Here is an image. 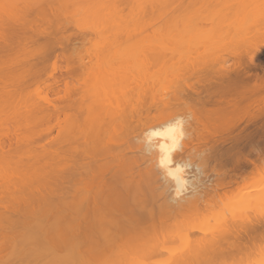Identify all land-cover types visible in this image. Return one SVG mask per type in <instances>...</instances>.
Masks as SVG:
<instances>
[{
    "label": "bare ground",
    "instance_id": "bare-ground-1",
    "mask_svg": "<svg viewBox=\"0 0 264 264\" xmlns=\"http://www.w3.org/2000/svg\"><path fill=\"white\" fill-rule=\"evenodd\" d=\"M21 1L22 0L19 1L17 0V2H21ZM27 1H28L27 3L33 4L34 9L36 10H40L42 12L48 10L51 12L54 11L58 12L60 15V23H62L64 26L67 27L71 25L77 27L78 29L83 28L81 30L87 32V34L91 33V31H94L96 37L93 34H89V36L93 35V37H95L96 40L97 38L99 39V37L102 36L101 38L103 39L100 38L98 41L99 43L98 42L96 43L95 38L93 40L92 39L93 37L91 36V39L93 41H91L90 39L89 44L93 42L94 44L92 46L93 51L92 49L90 48L89 49L91 50V54H93L92 59L94 60L97 59L96 64L94 67L93 65L90 64L92 66V68L90 69L89 66L85 65L86 63H83V60L85 61V58L83 60H80V62L82 61L81 65H83L82 66L83 68L80 67L79 63L78 66H79V70L80 68H82L81 70L82 72L80 73L83 77L80 78L83 80L79 79L78 81L81 80L80 82L82 87L80 86L81 87L80 88L79 84L77 83L76 85H78V87L76 85H73L72 87H75V89L73 90V88L71 87L72 90L68 89L71 91H67L68 100H69V96L70 99H72L71 97L74 96V93L75 92L78 93L77 95L76 94L75 95L76 96L79 95L78 101L80 103L75 101V99L77 100L78 97L76 98L74 96L72 99L74 101L71 100L70 104L74 102L72 105L74 106L75 103L77 105L74 108L70 104L68 106L69 109L70 108L74 109V110L70 109L71 111H73V113L74 111L76 113V110H79L77 111L79 113L86 112L83 115L81 113L82 118L78 117V113L75 114L77 116L76 118L71 116L73 114L72 112L71 115L70 113L68 115L67 113H65L64 119L65 118L66 119L62 121L63 123L65 122L64 123L65 127L63 128L64 125L62 123V128L61 127L58 128L61 123L58 121L63 120L62 119L63 117L61 118V120L58 119L59 117L57 118L59 112L61 111L60 109L62 106L59 107L60 108L59 109L52 101H50L51 99L50 100L47 99L49 98V96L47 97L44 96L46 95L45 93L44 95L39 94L40 91L39 93H37V95L34 93L38 91L32 93V95L33 94L36 95L37 97L36 100L34 99L35 98L34 96H30L31 94H29L27 97H34V98L26 97L30 102L25 101L29 103V104L26 103L25 105L27 107L32 106L30 107V109L27 107L25 108L21 107L22 109L24 108L25 110L26 108L27 110H31L32 108L36 113L37 112L40 113L41 116L43 114L44 115L46 114V116L52 115L53 117H55L54 119L57 118V123H59L57 124V126L59 125L57 128L60 130L58 131V133L59 132L61 133L63 130L64 131L68 130L67 131V133H69L67 135L68 137L66 136L67 134L66 132L65 135L62 133L61 134L68 141L65 144L68 146L69 149L65 150V151L68 150L67 151L68 154L63 152L64 150L61 151L63 149L61 146L63 145V143L61 142L63 141V136L61 135L59 136L60 133L58 134L59 137L57 136V138L61 137L60 139L55 138L56 140L55 141L52 140L51 138L49 141L48 138H50L51 135H49L50 132L49 134H47L48 130L46 129L44 132H47L46 137L48 138L45 139L46 141L48 140L47 144H49V142L50 143L52 142L54 144L56 143L57 145L58 143L57 141H59L60 143H58L57 147L59 145L61 146L58 147L59 150H57L58 148L55 146L57 149L56 148H54L56 150L52 149L54 152L52 150H49L54 153L53 154L51 152V154H53L54 157L57 156L56 160L53 157V155L51 156L53 157L54 162L51 161L52 158H50L51 160L47 158L49 153L46 155V160L43 159L45 156L43 155L44 156L43 157L41 156L42 155L41 154L40 156L43 159L41 160L40 156L37 157L40 154L39 151H36L37 154L39 153L38 155L35 154L34 152L33 154H31L32 151L29 154L28 153L29 151H27L26 152L27 154L25 155H29L30 157V158L29 157L26 158L28 159V162L24 163L27 160L25 161L23 160V162L22 161L21 162L24 165L27 164L26 165L27 168L33 165V167L31 166L32 168L29 167V169H26L28 171L21 170V169H25V166L22 165L21 163L19 165V167L21 166L20 168H18V165L15 164L17 166L15 168L17 169H14V171H13L14 165L10 166L13 167L11 169L12 171L10 170V167H7V165L6 166L3 165L5 168L1 167V169L3 170L6 169L4 170L5 172L8 171L7 173L8 176L1 174L2 183H4V181L6 180L5 182L6 184L4 183L3 188L1 186L2 188L1 191L3 190L2 192L7 193V190L11 189L8 188L7 190H5L7 187H12V190L15 187L16 189L14 190L13 193L11 192L12 190L8 192L12 193L13 197L16 196L17 197L14 198L15 199L13 200L14 202L12 201L11 203V198L13 199V197H11L12 194L9 195L6 194V198H8V200L4 199L3 201H6L7 203L6 205H3L2 198L3 197L5 198V196L3 195H2L3 197L0 196L1 198L0 208L1 207L3 208L0 209L1 210L0 215H3L6 211H10L9 213H13V214H17V213L19 214L17 220L12 219L11 218L12 216L8 214L5 215V218L3 220L0 219V223L2 221V223L0 224L1 226L0 238H2L1 236H3L4 240L6 239V241L1 242V244L6 243L7 245L9 244L8 246H10L8 250H6L4 246L0 245L1 250H3L2 247L4 248V250H6L3 251L5 253L1 251V254L4 256V258H7L5 260L6 261L8 260V262L3 260L4 264L5 263L14 264L16 263L15 262L16 260L20 261V259H18L17 256H19L20 258L23 257V259H25L24 260L25 262L28 261L26 262L27 264L28 263L29 264L32 263L33 264L34 263L35 264H241L242 263L241 260H243V258L241 257V250L243 248L247 247L246 248L247 251L250 254L252 252L254 254L255 250L250 252L253 249L252 248L251 250L248 249H250L249 244L253 243L254 241L256 242V239L259 238V235L261 233H264V225L262 221H260L261 219L257 220L258 219L257 218L255 220L252 218L256 222L254 221L251 222V216H253L251 215L248 216L247 218V220L249 221H245L246 219L245 214L242 215L243 218L241 217V215L239 217L237 214H236L237 216H233L228 219L221 216L223 218L220 217V221H217L216 219V221L218 222L216 226L212 225L214 228H210V226L208 225V219L210 216L209 213H208L209 216H206V218L204 217L205 219L202 217L204 216L205 212L207 214V211L210 207L212 208V206L209 204L210 202H213V200L210 201L211 195L212 198L214 197L215 199H220L221 196L225 197V193L227 192L226 194L230 193V196H233L235 194L237 197L238 192L234 194L233 192L234 191L236 192V190L238 191V187L241 186L242 183L245 184V181L248 180L251 177V175L256 176L264 167V79H262L258 75L241 72V68L244 67V65L247 62V58L250 50L254 48H258L260 45L264 44V0H199L201 1V3L203 2L204 4H206L205 9L209 8V6H212L211 8L213 10H215V8L216 10L218 9L217 11H215L216 13L213 11L218 17L222 16L223 13H226V15H228L226 16L228 17L227 22L229 23L225 21L227 18L223 17L225 19L223 24V20H220L221 18L218 19L215 15H213V17H215V21L220 20L218 23L215 22L217 23V25L223 24L224 25L223 27L226 28L228 27V28L221 29L220 27L222 26H220L219 27L220 31L217 32L216 37L214 39L212 38V40L209 39L211 44L209 43V40L204 41L206 42L205 44L207 45V47H204L206 46L204 43H203L204 45L202 43L200 45L197 44L200 41L203 42L202 40L205 37L204 34H203L204 37L203 38L201 37L202 39L199 41L197 39L200 38H196L195 36V41L197 40L196 45L200 47L201 50L210 51V53L209 51L208 52L205 51V53H203L204 57L202 55L203 51L201 52L200 50L195 51L198 48L195 45V42L194 45L191 46L192 47L196 46V49L194 47L193 49L192 47L189 46L190 44L187 43V45L189 46L187 48H192L193 50L191 51L199 55L198 58L195 57L198 59V62L196 63L194 62L195 65L193 64V61L194 60L196 61L197 59L194 58L193 61L192 59L190 60L192 61V63L191 62L190 63L192 64L193 67L191 65L186 67L188 68L187 71H189L192 67L194 69V72L193 69H191L192 72L191 70L189 71L190 72L189 77L186 75L187 71H185L186 73L184 72L185 73L184 75L185 77L188 78H191V76L193 77V75L195 77L198 76L195 78L198 79L195 80L197 81V83H195L197 84V86L195 85L194 88H191V90L193 89L192 90L193 93L191 94V96L195 98L196 107L201 115V117L198 120V124H200L199 126H201L200 127L201 129L198 127V130L196 129L197 132H195L196 135L194 134L193 136L192 134L188 138L183 140L182 147L179 149L172 148V141L170 139L171 134L167 131V124H166V121L170 120L175 115L171 114L170 116H166L167 115L166 112H163L164 114L166 113V115L161 114V112L159 111L160 109L156 110V106H155V104L157 105V103L158 105L159 103H161V105H159L160 108L164 104L166 105V103L164 102L167 101H163L162 99H160L161 97H159V95H161L160 92L165 91V89L160 91L161 88L153 86L155 89L157 88L156 90H158V93L154 91L152 93L151 87L146 86V84L150 83V81L145 80L146 78H141V76L138 75L139 73L142 74L141 71L142 68L141 70H138L139 68L137 69L136 66L140 67L138 66L140 64L141 66H143V68L144 66L147 67L150 65H151L150 67H152L153 64H150V62L151 61L155 62L153 57L154 55H156L157 57L156 59L158 61L157 63L156 62L155 63L160 65L162 64L161 66L163 67L164 63H166L167 60H169L170 62V60L173 61V59L176 57V54L174 55V53L175 51H179L180 50L179 48L182 47L180 43L178 42L172 43L175 50L173 51L172 49L173 46L172 45H171L172 47L170 46L171 43L165 44V42L163 41L162 44H165V46L169 45L168 48L164 47L163 49V47L161 46L164 45H161L160 43L161 39L157 37L159 36V33L156 34V32H158L156 30L158 28L156 25H153V27H151L152 25L150 27L146 25L143 26L142 23L145 22L146 20L144 19L145 20L144 21L142 17H141L142 20L139 18L141 21L138 19L137 20L134 19V21H139L136 22L135 24L134 21H131L133 18L132 19L127 18L126 20V18L123 19L124 17L121 18L119 16L117 17V15H120L119 13H122L119 12L120 10L123 11L125 9L124 7H128L132 5L131 0H27ZM134 1L136 2L138 1L137 4L139 7H141V5L139 4H141V2L144 0H140V1L134 0ZM147 1L149 0H145L146 3H149L152 2L153 0L149 2ZM8 2H10V0ZM13 2H15V0ZM143 3L144 2H142V5ZM112 12H114L116 16ZM229 15H231L232 17ZM114 17L115 18L117 17L116 18L117 20ZM159 17L160 16H158L156 19H159ZM229 17L233 18L234 20L230 19ZM111 19L112 20L115 19L113 20L114 22H112ZM102 20L104 23L107 20L108 21L106 23H109L110 21L111 22L108 24V26L105 23V25L107 26L106 27L102 22ZM121 20L122 22L120 23H124V25H122L124 30H121L122 27L120 29L121 31H119V29L115 30V27L119 28L121 26V25H119V27L118 25L116 26L115 22ZM231 20L233 21L231 22ZM130 21L133 22L132 26L136 27L135 28L136 32L133 31L135 33H131L129 29L126 27L127 23ZM101 24H102L101 30L103 31L105 30L104 31L105 33L102 31L100 33L99 31V27H100L99 25ZM138 25H141V27ZM154 26L157 28H155ZM137 28H140L139 31H137ZM151 28L153 30H151ZM196 28H198V30L200 29V31L204 30V28L202 29V27L199 28L197 26ZM87 29L88 30L90 29L91 31L89 30L90 31L89 32L87 31ZM198 30H196L194 27V30L193 31L191 30L192 34L197 33L196 31ZM211 30L214 34L215 31H213V29ZM153 31L154 32L156 31L154 34L155 36H153L152 33ZM120 32H123V34L125 33L124 34L125 40L121 42L122 47L120 46V42H118V40L120 39L119 38ZM148 32L151 33L152 35L150 36ZM111 33L112 34L114 33L115 35L114 34L112 35ZM213 34H211V36ZM105 36L108 37L106 38ZM155 37L157 40H159L158 42L160 44L156 42ZM207 38L208 37H206V39ZM149 39H151L152 41ZM115 40L117 41V43ZM223 41H225V43ZM174 44L175 45L177 44L176 45V48L178 46L177 49H175ZM208 44H210L209 45L210 47L208 46ZM60 45L62 46L64 44H60ZM50 46L53 47L52 45H49V47ZM201 46L203 47V49ZM44 47L41 46V48H43L41 49V51L46 52L47 48H45L46 49L45 51ZM185 47L186 46L183 47L184 50L187 49ZM36 49L37 48H35V50ZM36 52L37 51H35V53ZM164 52H166L167 54ZM86 53L88 54L90 53V51ZM46 54H44V56L43 54L41 55L45 57ZM91 54L90 56L92 57ZM152 54L153 57L150 56ZM169 54L170 56L172 54L173 55L170 57ZM190 54L192 55V53ZM42 56L40 57L38 54V57L43 58ZM90 56H88L87 58H89ZM147 56L150 57V59L151 58L152 59L150 60L149 58H147ZM168 56L170 57V59ZM80 57L83 58L84 55L83 56L81 55ZM146 58L149 60H147ZM92 59L91 61L94 62ZM69 60L74 61L71 58ZM69 60L67 59V61ZM162 60H164L165 62ZM199 60L201 61V63H199ZM203 60L205 62L206 61L208 62L205 63ZM146 61L148 63H146ZM74 62L76 63V61ZM202 63H204V65ZM83 69L84 70L90 69V72L89 71L85 72L86 70L83 71ZM132 69L133 70L135 69L136 71L134 70L132 72ZM146 69L148 70V73L146 74L147 76H149L150 80L154 79V77L157 78L158 75H160L158 74L160 72L158 71L156 72L152 70L153 67L152 69L150 68V70H152L151 71L152 73L154 71V74L157 73L158 74V75L156 74L157 77L149 73L148 67ZM68 70H67L68 74L71 75L70 69ZM82 73L83 74L89 73L88 74L89 76H86L87 77L86 78ZM136 73L138 74L136 75ZM173 73H171V77L173 75L172 78L174 79ZM175 74L179 78V74L178 75L177 73ZM162 76L163 75L161 74L160 77L158 78L159 81L155 79V81L152 80V82L154 81L156 83L157 81L156 84L164 85L168 87V89H170L171 86L174 87V85L170 83H173V81L174 82L177 81L176 76H175L176 80L174 79L172 82H170L169 86H167L168 84L165 85L164 83H162L163 80L162 81L160 80L162 79ZM134 77H135L134 82L135 81L140 82L137 81V79L140 78L139 80L143 82V83L140 82L142 85L141 86L142 89L144 90L147 87L146 88L147 91L142 90V92L141 93L139 92L138 94V91L133 90V87L135 88L136 85L140 87V83H136V82H135V86H133L134 82L132 78ZM171 77L167 76L168 79L166 77L165 79L170 80L169 78ZM51 78L53 79L55 84L59 83L58 82L59 78H57L55 75H52ZM84 78L89 83H92L91 86L88 82L87 83L85 82ZM124 80L126 82H124ZM118 82H119V86H118ZM65 84L69 85V82L66 80ZM88 84L89 87L86 88L85 86ZM177 86L178 85L176 83V87ZM76 87L79 89H77ZM176 87H174L175 90L177 89ZM76 89L77 91H75ZM174 89L171 88V90L175 92ZM81 91L83 92V94L81 93ZM149 91L151 92L148 94ZM68 92H70L73 95H71ZM140 94L143 95L144 97H141ZM145 94L148 95L146 96ZM173 94L175 95V93ZM176 94L177 95L179 94L178 91ZM132 95L135 98L134 97L132 98L131 97ZM167 95L163 97L166 99ZM66 97L67 96H65V98ZM155 97L156 100L158 101L161 100L162 102L161 101L157 102L154 99ZM141 98L144 99L141 100ZM145 98L149 99L147 101L150 103L151 101L152 103L154 102V104L152 105H154L153 107H155V110L159 111L160 114L164 116H161L159 112H156L158 116L157 115L156 117L154 116L155 118L150 117V115L153 114V112L151 114L150 111L152 110L151 109L152 107H150L152 105L147 102L148 104H150L148 105L146 103ZM30 99H34V101ZM37 100L41 102L39 103ZM65 100L67 101V98ZM143 100L145 101L144 102L145 104L143 103ZM142 103L145 106H143ZM135 107L141 110L140 111L136 110ZM163 108L166 109V106L165 107L163 106ZM22 109L19 108L17 110L19 112V110ZM67 110L68 108L66 109V111ZM161 111H163V109H161ZM60 113H63V111ZM29 115L31 116L32 113ZM39 119L42 120V117H40ZM49 119L50 117L48 118V120ZM70 119L73 120L70 121ZM76 119H78V121L83 119L84 122L83 120L82 122L81 121L78 122ZM148 119L151 121H149ZM38 120L36 121V123L38 122ZM145 120L146 122H144ZM36 123L35 121L33 122V124ZM30 124H26V125L30 127L29 126ZM37 124L36 126H38ZM68 124L69 127H67ZM198 124L196 123V125L194 124V126H197ZM27 126L25 127L28 128ZM33 129H35V127L32 128V130ZM40 134H42L41 131L39 135ZM31 136L29 137L31 138ZM37 136L36 139L38 138L37 140H39V138L41 137H37ZM149 136L151 137L150 142L146 140V138ZM27 139L29 140V138ZM28 140L25 143H28L29 145L30 143L28 142ZM196 140L198 141V143ZM31 142H32L31 145H29L31 147L32 145L34 146V144H36V142L33 144L34 141ZM40 143H42V141L39 142V145L42 146L41 149L43 148V151L41 152L44 154L45 150H48V148L45 149L47 147L45 146L46 143L43 142L44 145L43 144L41 145ZM51 148L52 145L49 149ZM41 149L39 148V150ZM197 149L201 152L200 155L202 159L201 164L195 161L198 163V165H195L193 161H190L191 160L189 158L190 155L188 157H185V159L183 158L184 153L186 154V152L189 151L191 152L190 154H192V152ZM189 152L187 154H189ZM31 157H34L32 158V160L34 161L31 160L32 162L30 161L31 162L30 163L29 160L31 159ZM36 157L38 158L37 160L35 159ZM146 158H148V160H146ZM161 158H165L166 160L164 166H160ZM10 159L12 160L13 158ZM48 159L51 163L53 162L55 164L52 163L53 164L52 165L50 162L47 164L46 161L48 162ZM168 159L171 160V164L167 163ZM38 160L39 161L41 160V164L43 161V164L41 165ZM35 161H37V164L36 163L33 164ZM55 161H57L58 163ZM10 162L12 161H9V163ZM45 163L46 165H44ZM6 164L8 163L6 162ZM148 164L150 165L148 166ZM34 166L37 168L35 169ZM42 166L47 169L44 171L43 170L44 168ZM38 167L39 168L41 167L39 171H38ZM208 167H210L211 172L215 176V177L213 176L215 179L214 182L216 184L214 187L221 188L220 192L221 190L224 189L222 191L224 194L220 193L219 189L216 190L214 189L215 190L214 193H212L213 191L210 192L207 189L208 188L207 187L208 185L206 183L207 180L206 178H202V177L205 173V169ZM51 169H53V171ZM16 171L18 174L16 173ZM29 171L32 174H34L33 175L34 177L32 176V174L31 175L29 174ZM49 171H52L51 173L52 176H50L51 174ZM19 174L21 175L17 176ZM36 174H38V176ZM60 174L61 176H65L64 174H68V176L64 178L65 179L64 183L63 180L61 179L62 180L61 185H59L60 183L57 185L58 182H54V181L58 178H61L59 177ZM31 176L34 179L36 178L37 181H35L36 179L33 180ZM43 176H44V180L41 179L42 181L41 182L40 178H43ZM5 177L7 178L5 179ZM12 177L13 179L15 177L16 181L13 180ZM38 179L40 182L38 181ZM47 179L53 180L52 183L48 182L47 184L49 185L48 189H46L47 186H42L41 188L38 189L36 188L34 189L33 186L30 190L29 187L24 189L21 186V184H26L29 180H30L29 184H33V183L43 184V182L48 181ZM211 179L208 180L210 184L211 181H213V178ZM18 180H20L21 182L20 181L18 182ZM32 181L34 182L32 183ZM214 182L212 184H214ZM163 183L165 186L167 184L168 188H165V186L163 185H162L163 187L160 188L161 184ZM260 183H261L260 180L254 182V186L256 185L259 186L258 184ZM263 183H264V179H263ZM65 184L67 187L64 186ZM17 185L20 186L19 189L17 188L18 187ZM236 185L239 186L235 187ZM28 188L29 190L27 191ZM230 188L233 189L232 195L231 192L226 191V189L230 191L231 190ZM209 189L213 190V188L211 187H209ZM16 190L17 192L20 190L21 193L25 191L23 194H26V196H24L21 193L17 194ZM255 190L256 189L254 187V190L252 191L249 190L248 193L252 195V192L254 193ZM258 190H260V188H258ZM26 191L30 193V195H27ZM218 193L221 196L218 195ZM253 195H255L256 199L258 198V196H260L258 194V196L256 197L255 193ZM253 195L251 198L254 199L255 201ZM216 196L217 197L219 196L220 198H216ZM223 199L225 200L226 198ZM12 205L14 206L13 208ZM6 206L7 208H4ZM208 206L210 207L208 208ZM214 206L213 208H215ZM254 206L256 205L255 204L253 205L252 207L253 209ZM246 208L248 209V206H246ZM257 210L259 211V209ZM250 211L252 212L251 214L255 213L254 216L256 215L258 216L259 214V213L256 214L257 212L256 210L255 211L250 210ZM210 217H211L210 220L211 219L213 220L212 216ZM4 220L8 222V224H5ZM257 221H260L259 224H257L258 223ZM246 222L247 223L249 222V225L251 224L250 227L249 225H247ZM13 223H17V224L13 225ZM21 223L22 225H20ZM2 224L5 225V227ZM7 225H9V227H7ZM17 225L18 226L20 225L21 227L19 228ZM245 225H247V228H245ZM34 226L36 227L34 228ZM7 229L10 230L7 231ZM3 231H7V232H3ZM245 240H248L246 241V243L249 242L248 245L246 244L247 246H244ZM170 242L171 243L178 242L176 243L177 247L172 246L171 248V245L170 248L166 247L169 245ZM179 242L181 243L180 246L178 245ZM34 244L36 245L35 249H34ZM254 244L255 243H253V245L250 244L251 247L253 246L254 248L255 247ZM164 254L165 255L167 254L168 258L166 255V259L163 258L164 259L163 260L161 258L162 260H158L162 255H163L162 257H165ZM27 255H28L27 257L28 259L25 258ZM4 258L2 257V259ZM23 259H21V261ZM36 259L38 261H36Z\"/></svg>",
    "mask_w": 264,
    "mask_h": 264
},
{
    "label": "rangeland",
    "instance_id": "rangeland-1",
    "mask_svg": "<svg viewBox=\"0 0 264 264\" xmlns=\"http://www.w3.org/2000/svg\"><path fill=\"white\" fill-rule=\"evenodd\" d=\"M9 0H0V196L1 197H3V196H5V198L3 197L2 198V204L3 205H6V201H3L4 199L5 200H8V198H6V194H12L13 192H14V190L16 189L14 186V189L12 190V187H5L6 189L5 190H7L8 188H11L10 190L8 189L7 190V193H4V192H2L1 191V189L3 188V186H4V183L6 182V180L4 181V183H2V179H1V174L2 175H5V176H8V171L7 172H5L4 170H6V169H1V167L2 168H5L3 165H7V167H10V166H13L14 165V168L13 167H10V170L13 168V171H14V169H17V168H15V167H17L15 164H17L18 165V168H20L19 167V165H20V163L22 164V162H23V160L25 161V160H27L26 162H24V163H27L28 162V159H26L27 157H29V155H25V154H27L26 152L27 151H29L28 153L30 154V152H31V154H33V152L35 153V154H37V152L36 151H39L40 152V154L37 156V157H39L41 154V156H43L44 158L43 159H45L46 160V155L49 153V157L47 156V158H52V160L51 161H53L54 162V160H53V157H54V151L52 150V149H54V148H56L57 147V145H58V143H60L59 141H57L58 143H57V145H56V143L54 144V143H50L49 142V144H47V141L45 140V139H47L48 137H46L47 135H46V133L47 132H44L46 129L48 130V133L47 134H49V132H50V134L49 135H51L50 136V138H48L49 139V141H50V139L52 138V140H55V138H57V136H58V134L60 133H58V131H60L58 128H62V121H64L65 119H64V116H65V113H67V115L70 113V115L73 113V111H71V110H74V109H69V104L71 103L70 101L73 99V97L75 96L76 98H77V100L75 99V101H77V102H79L78 100H79V95L78 96H76L78 93L77 92H75V91H77V89H79V88H77L78 87V85H76L77 83L79 84V87L81 86V80H83V79H81L83 76L81 75V73L80 72H82L81 70H82V66L83 65H81V62H80V60H83L84 58H85V61L83 60V63H86L85 65H87V66H89L90 67V69L92 68V66L91 65H93V67L95 66V64H96V61H97V59H92L93 58V54H91V50L90 49H92V46L94 45L93 44V42H91L90 44H89V42H90V39H91V36L93 37V35L96 37V34H94V31H91L90 29V31H91V33H88L87 34V32H84V30H81V29H83V28H81V29H78L77 27H74V26H71V25H69V26H64L62 23H60V15H59V13L58 12H51V11H45V12H42V11H40V10H36V9H34V5L33 4H31V3H27L28 1L27 0H22V1H24V2H26V3H24V2H17V0H15V2H13L14 0H10V2H8ZM12 1V2H11ZM19 1V0H18ZM140 1V0H139ZM149 1H152V0H149ZM149 1H147V2H149ZM154 1V2H153ZM152 2H149L150 4H151V6H150V4L149 3H146L145 2V0L144 1H142V2H144L143 3V5H142V2H141V4H139V5H141V7L142 8H145V9H142L141 7H139L138 6V4H137V2L136 1H134V0H131V4L133 5H130V6H128V7H124L125 9L122 11V10H120L119 12H122V13H119L120 15H117V17L119 16L120 18L121 17H124L123 19H125L126 18V20H127V18H133L131 21H134V19L135 20H140L141 19V17H142V19L145 21V22H143L142 23V25L144 26V25H146V26H151V27H153V25H156L157 27H155V28H157L156 30L158 31V32H156V34L157 33H159V36H157V37H159V39H161L160 40V43H161V45H164V46H161V47H163V49H164V47H166V48H168V46H165V44H170V46L172 45V43H174V42H178V43H180V45L182 46V47H180L179 49V51H175L174 50V46L172 47V49H173V51H175V53H174V55L176 54V57L174 58V57H172V58H174L173 59V61L172 60H170V62H169V60H167V62L166 63H164V66L162 67L160 64H156L157 63V57H156V55H154V57H153V54L152 55H150L151 57H153V59H154V61L156 62H153V61H149L150 62V64H153L152 65V67H153V69H152V67H150V66H147L148 68H149V73H151V74H153V76H156L157 77V75L158 74H162L163 76H162V79H160L161 81L163 80L164 81V79H165V77L167 78V76L169 77H171V73H173L174 74V79H175V76H176V74L175 73H177V75L179 74V78H178V76H176V79H177V81L176 82H174L173 80V75H172V77L171 78H169L170 80H167V79H165V81L163 82L162 81V83H164L165 85L166 84H168L167 86H169V83L170 82H172L173 81V83H170V84H172V85H174V87H176V83H177V91H178V95L176 94L177 93V91L174 89V87L173 86H171L170 87V89H168V87H166V86H164V85H158V84H156L157 83V81H159L158 80V78L160 77V75H158V77L157 78H155L154 77V79H149V76H147V74L146 73H148V70L146 69L147 67H145L144 66V68H143V66H141L140 64L138 65V66H140V67H137L136 66V68L138 69V70H141V68H142V74H144V75H142V74H140L139 73V71H138V73H136V75L138 74L139 76H141V78H146L145 80H148V81H150V83H147L146 84V82H145V84H146V86L148 87V86H150L151 87V90H152V93H153V91L154 92H156V93H158V90H156L153 86H155V87H158V88H161V90L160 91H162L163 89H165V91L167 92V94H166V92L165 91H162V92H160L161 93V95H163L164 97H165V95H167V97H166V99L163 97V96H161V95H159V97H161L160 99H162L163 101H167V102H164V103H166V105L164 104L163 106L165 107L166 106V109L165 108H163V106L160 108V106L159 105H161V103H159V105H158V103H157V105L155 104V106H156V110L157 109H160L159 111L161 112V114H164L163 112H166L167 113V115H166V113L164 114V115H166V116H170L171 114L173 115H181V114H184L185 113V109H186V106H190L191 108H192V110L194 111V114H195V120H194V124L196 125V123L198 124V120H199V118L201 117V115H200V113H199V111H198V109H197V107H196V101H195V98L193 97V96H191V94L193 93L192 92V90H191V88H194L195 87V85L197 86V84H195V83H197V81H195V80H198V79H195L196 77H198V76H194L193 74V77L191 76V78H188L189 76H190V70L191 69H193L192 67V61L194 60V58L195 57H197L198 58V54H195L193 51H191V50H193L194 48L196 49V43H197V40L199 41V40H201L203 37H204V35H205V39L203 38V42H198L197 44L198 45H200L201 43L203 44H205L206 42H204V41H207V40H212V38L214 39L215 37H216V35H217V32L218 31H220V28L221 29H227L226 27H223L224 25V18L223 17H225V18H227L225 21L227 22V20H228V17H226V16H228V15H226V13H223L222 14V16H220V17H218V16H216V12L215 11H217L216 10V8H215V10H213L211 7L212 6H209V8H211V9H209V8H207V9H205V5L206 4H204L203 2L201 3V1H199V0H164V2H163V0H153ZM135 2H136V4H135ZM163 2V3H162ZM146 3V4H145ZM162 3V4H161ZM24 4V5H23ZM156 7V8H155ZM207 7V6H206ZM214 7V6H213ZM216 7V6H215ZM158 8V9H157ZM159 8H160V11H159ZM60 11V10H59ZM159 11V12H158ZM215 13H214V12ZM214 14H213V13ZM112 13H114V12H112ZM115 14V13H114ZM213 15H215L218 19L219 18H221L220 20H223V24H220V25H217V23L220 21H215V17H213ZM110 16H112V15H110ZM114 16V15H113ZM115 16H116V14H115ZM158 16H160L159 17V19H156ZM229 16H231V15H229ZM116 17V18H117ZM232 17V16H231ZM231 17H229L230 19H233V18H231ZM108 18V17H107ZM115 18V17H114ZM115 18V19H116ZM140 18V19H139ZM216 18V19H217ZM115 19H113V20H115ZM119 19V18H118ZM141 19V20H142ZM214 19V20H213ZM217 19V20H218ZM229 19V20H230ZM105 20V19H104ZM112 20V19H111ZM112 20V22H114ZM117 20V19H116ZM140 20V21H141ZM234 20V19H233ZM233 20H231V22L233 21ZM108 21V20H107ZM107 21H105V23L107 22ZM128 22L127 23V25H126V27L129 29V31L131 32V33H135L136 31V27H134V26H132L133 24V22ZM102 22H103V20H102ZM111 22V21H110ZM109 22V23H110ZM120 22H122V20L121 21H118V22H115V24H116V26L118 25V27H119V25H121L119 28H117V27H115V30L116 29H119V31H121V30H124V28L122 27V25H124V23H120ZM126 22V21H125ZM136 22H139V21H134V24L136 23ZM213 22H214V24H213ZM215 22H217V23H215ZM100 23V22H99ZM104 23V22H103ZM105 23H104V25H105ZM109 23H106L107 24V26H108V24ZM141 23V22H140ZM221 23H222V21H221ZM227 23H229V22H227ZM139 24V23H138ZM225 25H227V24H225ZM100 26V27H99ZM98 27H99V31H100V33H101V31L102 32H104L103 30H101V26H102V24L101 25H99ZM106 26V25H105ZM106 26V27H107ZM113 26V25H112ZM136 26V25H135ZM138 26H140L141 27V25H138ZM137 26V27H138ZM195 27V29L196 30H198V28H196L197 26L200 28V27H202V29L204 28V30H202V31H200V29L198 30V31H196L197 33H194V34H192V31L194 30V27ZM220 26H222V27H220ZM121 27H122V29H121ZM148 27V28H149ZM220 27V28H219ZM97 28V27H96ZM102 28H104V27H102ZM109 28V27H108ZM110 28H111V26H110ZM126 28V29H127ZM145 28V27H144ZM193 28V29H192ZM206 28V29H205ZM216 30H215V29ZM121 29V30H120ZM139 29L140 28H137V31H139ZM143 29V28H142ZM211 29H213V31H215V33L213 34V32H212V30ZM79 30H81V31H79ZM88 29H87V31H89ZM114 30V31H115ZM151 30H153L152 28H151ZM192 30V31H191ZM209 30H211V31H209ZM85 31H86V29H85ZM89 31V32H90ZM133 31H135V32H133ZM143 31V30H142ZM141 31V32H142ZM191 33H190V32ZM81 32V33H80ZM107 32V31H106ZM125 32V31H124ZM128 32V31H127ZM127 32H126V34H127ZM129 32V33H130ZM140 32V33H141ZM155 32L153 31L152 33H153V36H155L154 34H155ZM195 32V31H194ZM73 33H77V34H79L80 36H85L86 34V36L88 37V45H87V47H85V48H83V49H78L77 47H76V44H75V40H76V37L73 35ZM105 33V32H104ZM114 33H116V32H114ZM113 33V34H114ZM149 33V32H148ZM89 34H93V35H90L89 36ZM108 34H110V33H108ZM112 34V33H111ZM112 34V35H113ZM117 34H118V32H117ZM125 34V33H124ZM124 34H123V32H120V34H119V40H118V42H120V46L122 47V41L123 40H125V36H124ZM139 34V33H138ZM150 34V36L152 35L151 33H149ZM149 34H147V35H149ZM204 34V35H203ZM211 34H213L212 36H211ZM100 35V34H99ZM107 35V34H106ZM115 35V34H114ZM129 35V34H128ZM137 35V34H136ZM135 35V36H136ZM140 35V34H139ZM118 36V35H117ZM127 36V35H126ZM141 36V35H140ZM195 36H196V38H200V39H197L196 41H195ZM198 36V37H197ZM95 37H93L92 39L94 40V38ZM97 37H98V34H97ZM102 36H100L99 37V39L101 38ZM106 37V36H105ZM104 37V38H105ZM108 37V36H107ZM106 37V38H107ZM113 37V36H112ZM130 37H131V35H130ZM144 37V36H143ZM202 37V38H201ZM206 37H208L207 39H206ZM118 38V37H117ZM141 38V37H140ZM145 38V37H144ZM91 39V41H93ZM99 39L97 38V40H96V38H95V42L97 43L98 41H99ZM101 39H103V38H101ZM115 39H116V37H115ZM155 39H156V37H155ZM105 40H107V39H105ZM110 40V39H109ZM108 40V41H109ZM132 40V39H131ZM137 40V39H136ZM136 40H135V42H136ZM144 40V39H143ZM149 40H151V39H149ZM210 40H209V43H210ZM111 41H112V39H111ZM116 41V40H115ZM127 41V40H126ZM152 41V40H151ZM159 40H157L156 39V42H158ZM163 41L165 42V44H162L163 43ZM191 41V42H190ZM102 42H104V41H102ZM134 42V41H133ZM194 42H195V45L196 46H191V45H194ZM224 43H225V41H223ZM222 42V43H223ZM99 43V42H98ZM116 43H117V41H116ZM139 43H140V41H139ZM153 43V42H152ZM159 42H158V44H160ZM187 43H189L190 45V47H192V48H187V47H189L188 45H187ZM227 43V42H226ZM60 44H64V45H60ZM119 44V43H118ZM127 44H128V42H127ZM157 44V43H156ZM186 44V45H185ZM203 44V45H204ZM211 44V43H210ZM210 44H208V46L210 45ZM46 45H48V46H46ZM49 45H52L53 47H49ZM59 45V46H58ZM98 45V44H97ZM103 45V44H102ZM124 45V44H123ZM175 45V44H174ZM177 45V44H176ZM176 45H175V49H177L178 48V46H177V48H176ZM206 45V44H205ZM41 46L42 47H44V46H46V47H44V49L45 48H47V51H48V49H49V53L46 51V49H45V51L46 52H43V51H41V49H43V48H41ZM64 46V47H63ZM96 46V45H95ZM184 46H186L185 48H187V49H183V47ZM38 47H39V49H38ZM49 47V48H48ZM198 47V46H197ZM202 47V46H201ZM204 47H207V45L206 46H204ZM210 47V46H209ZM35 48H37L36 50H35ZM89 49V50H87V49ZM199 48V49H198ZM195 51H199L200 50V52L201 51H203L202 52V55H203V53H205V51H209V50H201L200 49V47H198ZM190 49V50H189ZM202 49H203V47H202ZM206 49V48H205ZM208 49V48H207ZM38 50H40V51H38ZM95 50H96V47H95ZM167 50V49H166ZM165 50V51H166ZM170 50V49H169ZM168 50V51H169ZM35 51H37L38 52V54H39V56L41 57L42 55L41 54H43V56H44V54H46L45 55V57H43V58H40V57H38V54H37V52L35 53ZM90 51V53H86V52H89ZM92 51H93V49H92ZM172 51V52H173ZM82 52V53H81ZM207 52H206V54H207ZM41 53V54H40ZM164 53H166V52H164ZM168 53H170V52H168ZM184 53V54H183ZM190 53H192V55L190 54ZM209 53H210V51H209ZM77 54H81L82 56L84 55V57L82 58V57H80L79 55H77ZM86 54H87V56H86ZM90 54L92 55V57L90 56ZM95 54V53H94ZM167 54V53H166ZM194 54H195V56H194ZM206 54H205V56H206ZM173 55V54H172ZM171 55V56H172ZM201 55V54H200ZM76 56H78V57H76ZM88 56H90L89 58H87ZM95 56V55H94ZM149 56V55H148ZM147 56V58H149L150 59V57H148ZM169 56H170V54H169ZM168 56V57H169ZM170 56V57H171ZM208 56V55H207ZM78 58V59H76V58ZM164 57V56H163ZM167 57V56H166ZM170 57H169V59H170ZM191 57V58H190ZM193 57V58H192ZM203 57H204V55H203ZM73 59L74 60V58H75V60L74 61H76V63L74 62V61H70L69 59ZM80 58H82V59H80ZM95 58V57H94ZM146 58V59H147ZM197 58H195V59H197ZM201 58V57H200ZM199 58V59H200ZM206 58V57H205ZM67 59L69 60V61H67ZM90 61H89V60ZM91 59L95 62H92L91 61ZM149 59H147V60H149ZM152 59V58H151ZM150 59V60H151ZM156 59V60H155ZM168 59V58H167ZM192 59V61H190ZM202 59V58H201ZM207 59V58H206ZM166 60V59H165ZM162 61H164V60H162ZM204 61V60H203ZM74 62V63H73ZM91 62V63H90ZM165 62V61H164ZM191 62V63H190ZM194 62L196 63V62H198V59L195 61H193V64H194ZM205 62V61H204ZM206 62H208V61H206ZM205 62V63H206ZM80 64V67H82V68H80V70H79V64ZM94 63V64H93ZM145 63V62H144ZM143 63V64H144ZM146 63H148L147 61H146ZM159 63V62H158ZM199 63H201V61L199 60ZM198 63V64H199ZM91 64V65H90ZM203 65H204V63H202ZM145 65V64H144ZM146 65H148V64H146ZM192 66L191 67V69L189 70V71H187V69L188 68H186V67H188V66ZM195 65V64H194ZM154 66H155V68H154ZM89 67H87V68H89ZM135 67V66H134ZM196 67H197V64H196ZM200 67V66H199ZM135 68V69H136ZM150 68L152 69V70H154V71H158V72H160V73H156V74H154V71H153V73L151 72L152 70H150ZM190 68V67H189ZM68 69H70V73H71V75H69L68 74V72H67V70ZM90 69L89 70H84L83 69V71H85V72H87V71H89L90 72ZM134 69V70H135ZM144 69V70H143ZM146 69V70H145ZM186 69V70H185ZM198 69V68H197ZM200 69V68H199ZM133 69H132V72L134 71ZM69 71V70H68ZM136 71V70H135ZM140 71V72H141ZM145 71H147V72H145ZM185 71H187V73L185 72ZM198 71V70H197ZM200 71V70H199ZM85 72H83V73H85ZM186 73V75L188 76V77H185V73ZM191 72H192V70H191ZM193 72H194V69H193ZM82 73V74H83ZM89 74V73H88ZM87 73L86 74H83L84 75V77H86V76H89ZM134 74H135V72H134ZM150 74V75H151ZM168 74H170V75H168ZM198 74V73H197ZM52 75H55L57 78H59L58 79V82L59 83H57V84H55L54 83V81H53V79L51 78V76ZM136 75H135V77H136ZM149 75V74H148ZM167 75V76H166ZM138 76V77H139ZM143 76H145V77H143ZM152 76V75H151ZM81 77V78H80ZM135 77L134 78H132L133 79V82H134V79H135ZM87 78V77H86ZM89 78V77H88ZM151 78H153V77H151ZM79 79H81L80 81H78ZM130 79V78H129ZM140 79V78H139ZM139 79H137V81H140L141 82V80H139ZM155 79L157 80L156 81V83L154 82L155 81ZM175 79V80H176ZM68 81L69 82V85H66L65 84V81ZM84 80H85V78H84ZM152 80H154L153 82H152ZM144 81V80H143ZM147 81V82H148ZM80 82V83H79ZM83 82V81H82ZM85 82L87 83L88 81H86L85 80ZM120 82V81H119ZM119 82H118V86H119ZM124 82H126L125 80H124ZM132 82V83H133ZM136 82V81H135ZM135 82L132 84L133 86H135ZM140 82H136V83H140ZM261 82V81H260ZM89 83V82H88ZM141 83H143V82H141ZM141 83H140V87L139 86H137L136 85V87L134 88L133 87V90H135V91H138V94H139V92L141 93L142 92V85H141ZM154 83V84H153ZM90 84V86H91V84L92 83H89ZM89 84L88 85H86L85 87L86 88H88L89 87ZM123 84V83H122ZM73 85H76L77 87V89L74 91V92H72V93H74V96H72L71 98L72 99H70V96H69V100H68V94H67V91H71L72 89H71V87L73 86ZM130 85V84H129ZM83 86H84V83H83ZM82 87V86H81ZM80 87V88H81ZM126 87V86H125ZM137 87H138V89H137ZM144 87V86H143ZM146 87V88H147ZM150 87H149V90H150ZM73 88V90L75 89V87H72ZM121 88H123V87H121ZM120 88V89H121ZM145 88V89H146ZM153 88H154V90H153ZM171 88L172 89H174L175 90V92L173 91V90H171ZM68 89H71V90H68ZM85 89V88H84ZM119 89V88H118ZM130 89V88H129ZM143 90V91H147V89L146 90ZM167 89V90H166ZM82 90V89H81ZM141 90V91H140ZM36 91H38V92H36ZM39 91H40V93H39ZM80 91V90H79ZM83 91V90H82ZM81 91V93L83 94V92ZM170 91V92H169ZM34 92H36V93H34ZM151 91H149L148 92V94L150 93ZM171 92H173V93H175V95H177V96H175L173 93H171ZM32 93H34V94H36L37 95V93H39V94H43L44 95V93L46 94V95H44V96H49V98H47V99H51L50 101H52L58 108L59 107H61V111L60 112H62L63 111V113H60L59 112V115L57 116V118L58 119H60L61 120V118L63 119V120H61V121H58V122H61L60 123V126L58 127L57 126V124H59V123H57V118L56 119H54L55 117H53L52 115H47L46 116V114L44 115H42L41 116V114L40 113H36L32 108H31V110H27V108H29L30 109V107H32V106H30V107H27L25 104L27 103V102H25V101H29L27 98H34L35 100H36V95H32ZM68 93H70V92H68ZM80 93V94H81ZM134 93V92H133ZM146 93V92H145ZM29 94H31L30 96H34V97H27ZM71 94V93H70ZM76 94V95H75ZM131 94V93H130ZM135 94H137V93H135ZM135 94H133V95H135ZM147 94V95H148ZM155 94V93H154ZM71 95H73V94H71ZM131 96L132 98L134 97V96ZM141 95V94H140ZM143 95H144V93H143ZM143 95H141V97H144ZM146 95V94H145ZM146 95V96H147ZM65 96H67L66 98H67V101L65 100L66 98H65ZM137 96V95H136ZM157 96H158V94H157ZM27 97V98H26ZM150 97V96H149ZM153 97V96H152ZM152 97H151V99H152ZM135 98V97H134ZM139 98H140V96H139ZM147 98V97H146ZM145 98V100H146V103L148 102L147 100H149V99H146ZM25 99H27V100H25ZM34 99H30V100H33L34 101ZM136 99H137V97H136ZM142 99H144V98H141V100ZM155 100H156V97L154 98ZM154 100V101H155ZM38 101V100H37ZM69 101V102H68ZM72 101H74V100H72ZM81 101V100H80ZM136 101H138V100H136ZM157 102H159V101H161V100H156ZM30 102V101H29ZM36 102V101H35ZM39 103L41 102V101H38ZM56 102V103H55ZM66 102H68V103H66ZM140 102V101H139ZM145 101L143 100V103H144ZM162 102V101H161ZM43 103V102H42ZM65 103V104H64ZM74 103V102H73ZM72 103V104H73ZM80 103V102H79ZM78 103V104H79ZM136 103V102H135ZM142 103V105L143 106H145L144 104ZM148 103H150V102H148ZM147 103V104H148ZM27 104H29V103H27ZM33 104V103H32ZM31 104V105H32ZM44 104V103H43ZM72 104H70V105H72ZM138 104H141V103H138ZM138 104H137V106H138ZM151 105L152 104H154V102L152 103V101H151V103H150ZM150 104H148V105H150ZM168 104V105H167ZM45 105V104H44ZM77 104L75 103L74 104V106H73V108L76 106ZM142 105H141V107H142ZM29 106V105H28ZM46 106V105H45ZM63 106H65V107H63ZM68 106V107H67ZM147 106V105H146ZM154 105H152V106H150V107H152L151 109L152 110H150L151 111V114H152V112H153V114L152 115H150V117H156V112H159V111H156L155 110V107H153ZM21 107H27L26 108V110L23 108H21ZM68 108V110L66 111V109ZM71 107V106H70ZM22 109V110H19V112H20V114H19V112H18V110L17 109ZM34 108V107H33ZM139 108H140V105H139ZM153 108H154V110H155V112H154V110H153ZM63 109V110H62ZM76 109V108H75ZM135 109L136 110H139L137 107H135ZM150 109V108H149ZM161 109H163V111H161ZM33 110V111H32ZM141 110V109H140ZM139 110V111H140ZM24 111V112H23ZM77 111H79V110H76V113H75V111H74V115L72 114L71 116H73V117H77L75 114H77L78 113V117H80V118H82L81 116L83 115V114H85L86 112H77ZM138 111V112H139ZM169 111V112H168ZM72 112V113H71ZM160 112H159V114H160ZM32 113V115L30 116L29 114H31ZM81 113H82V115H81ZM170 113V114H169ZM36 114H37V116H36ZM40 115V117H42V120L41 119H39L40 117H39V115ZM80 114V115H79ZM160 114V115H161ZM159 115V116H160ZM164 115H161V116H164ZM55 116V115H54ZM158 116V115H157ZM37 117V118H36ZM39 117V118H38ZM50 117V121L48 120V118ZM149 117V118H150ZM154 117V118H155ZM34 120H33V119ZM36 118V119H35ZM46 118V119H45ZM74 118V119H75ZM79 118V119H80ZM40 121H39V120ZM46 120V121H44V120ZM84 119V118H83ZM83 119H81V120H79L78 121V119H76L78 122H82V120ZM33 120V121H32ZM38 120V124L36 123V121ZM71 120H73V119H70V121ZM149 120V119H148ZM32 121V122H31ZM35 121V123L38 125V126H36V124H33V122ZM42 121V122H41ZM48 121V122H47ZM86 121V120H85ZM149 121H151V120H149ZM148 121V122H149ZM31 124H30V123ZM45 122V123H44ZM67 122V121H66ZM83 122H84V120H83ZM144 122H146V120L144 121ZM200 122V121H199ZM41 123V124H40ZM65 123V122H64ZM64 123H63V125H64ZM26 124H30L29 126L31 127H28ZM33 124V125H32ZM45 124V125H44ZM78 124V123H77ZM83 124V123H82ZM148 124V123H147ZM33 127H32V126ZM35 125V126H34ZM44 125V126H43ZM79 125V124H78ZM200 124H198L197 126H194L195 127V129H197L198 130V127L200 128L201 126H199ZM25 126H27L28 128H26ZM44 128H43V127ZM35 127V129H33L34 130V132H33V130H32V128H34ZM58 127V128H57ZM65 127V125L63 126V128ZM67 127H69V124H68V126ZM43 130H42V129ZM82 128V127H81ZM27 129H29V130H31V131H29V130H27ZM69 129V128H68ZM201 129V128H200ZM67 130V129H66ZM197 130L195 131V132H197ZM40 131H41V133L42 134H44V135H42V134H40L39 135V133H40ZM44 133H43V132ZM64 131V130H63ZM63 131L61 132L62 134H64L65 135V132L67 133V131H64V133H63ZM30 133V134H29ZM38 133V134H37ZM59 134V136L61 135V136H63L62 134ZM34 134V135H33ZM69 133H67L66 134V136L68 135ZM195 135H196V133H194ZM194 134H193V136H194ZM33 136V138H32V136ZM38 135V136H37ZM48 135V136H49ZM29 136H31V138L32 139H34V140H32ZM36 136L37 137H41V138H39V140L40 141H42V143H40L41 145L43 144L44 145V143H46L45 144V146H47L45 149H47L48 148V150H45V152H44V154L41 152V151H43V148L41 149V147L42 146H40L39 145V140H37L36 139ZM58 136V137H59ZM68 137V136H67ZM24 138H29V140H28V142L30 143L29 145H31V141H34L33 142V144L36 142V144H34V146L32 145V147L31 146H29L28 145V143H25V142H27V140L26 139H24ZM61 138V137H60ZM60 138H57V139H60ZM41 139H43V140H41ZM196 139V138H195ZM31 140V141H30ZM37 140V141H36ZM39 141V142H38ZM46 141V142H45ZM56 141V140H55ZM61 141V140H60ZM197 141V140H196ZM195 141V142H196ZM44 142V143H43ZM62 143H63V145H61L62 146V150L61 151H63V152H65V153H67V151H65L66 149H69L68 148V146L65 144L66 142H68L65 138H64V136H63V141H61ZM195 142H194V145H195ZM25 143V144H24ZM38 143V144H37ZM133 143V142H132ZM197 143H198V141H197ZM196 143V144H197ZM3 144H4V146H3ZM68 144V143H67ZM21 145H23V146H21ZM37 145V146H36ZM50 145V146H49ZM51 145H52V148L51 149H49L50 147H51ZM67 146V148H66V146ZM25 146V147H24ZM28 146V147H27ZM49 146V147H48ZM56 146V147H55ZM60 145L58 146V147H61ZM24 147V148H23ZM29 149H27V148ZM29 147H31V148H29ZM36 147V148H35ZM57 147V148H58ZM24 150H22V149ZM39 148L41 149V150H39ZM56 148V149H57ZM37 149V150H36ZM56 149H54V150H56ZM199 149V148H198ZM191 150V151H193L192 152V154H190L191 152H189V154H187L188 152H186V154L184 153V159H185V157H188L189 155V158L191 159L190 161H193L194 162V164L195 165H198V163L199 164H201V161H202V159H201V152L199 151V150ZM49 150H52V151H49ZM57 150H59V148L57 149ZM46 151H47V153H46ZM199 151V152H198ZM7 152H8V154H7ZM51 152L53 153V154H51ZM63 152H62V155H63ZM198 152V153H197ZM11 153V154H10ZM12 153H13V155H12ZM46 153V154H45ZM59 153V152H58ZM4 154H5V156H4ZM10 154V155H9ZM20 154V155H19ZM34 154V155H35ZM60 154H61V152H60ZM68 154V153H67ZM199 156H198V155ZM2 155H3V157H2ZM10 157H9V156ZM21 155H22V157H21ZM53 155V157H51ZM55 155H57V154H55ZM59 155V154H58ZM194 155V156H193ZM6 156H7V158H6ZM12 156V157H11ZM23 156H26V157H23ZM31 156H33V155H31ZM40 156V158H41V160H43L42 159V157ZM193 156V157H192ZM8 157H9V159H8ZM21 159H20V158ZM35 157V156H34ZM34 157H31V159L29 160V162L32 160V158H34ZM35 158L36 160L38 159V158ZM57 157V156H56ZM56 157H54L55 158V160L57 159ZM59 157V156H58ZM60 157H62V156H60ZM200 157V158H199ZM10 158H13L12 160L10 159ZM30 158V157H29ZM39 158V159H40ZM66 158V157H65ZM194 158V159H193ZM16 159V160H15ZM49 159H48V162L46 161V163L48 164L50 161H49ZM187 159V158H186ZM201 159V160H200ZM15 160V161H14ZM41 160L39 161L40 162V164H41ZM44 160V161H45ZM60 160H63V159H60ZM65 160V159H64ZM146 160H148V158H146ZM189 160V159H188ZM188 160H186V161H188ZM4 161V162H3ZM9 161H12V162H10L9 163ZM15 163H14V162ZM22 161V162H21ZM32 161H34V160H32ZM31 161V162H32ZM57 161H59V160H57ZM57 161H55V162H57ZM195 161H197V162H195ZM6 162L8 163V164H6ZM30 162V163H31ZM38 162V163H39ZM52 162V163H53ZM59 162H61V161H59ZM192 162V163H193ZM37 164V161H35L33 164ZM46 163L44 164V165H46ZM51 163V162H50ZM51 163V164H52ZM58 163V162H57ZM61 163H63V162H61ZM191 163V162H190ZM11 164V165H10ZM42 164H43V161H42ZM41 164V165H42ZM53 164H55V163H53ZM52 164V165H53ZM193 164V165H194ZM22 165H24V164H22ZM27 164H25L24 166H25V169H21V170H26V169H29V167L30 168H32L33 167V165H31V166H29L28 168H27V166H26ZM30 165V164H29ZM147 165V164H146ZM150 164H148V166H149ZM23 166V167H24ZM36 166H39V165H36ZM6 167V168H7ZM43 167V166H42ZM45 167H48V166H45ZM51 167V166H50ZM62 167V166H61ZM34 168L36 169L37 167H35L34 166ZM33 168V169H34ZM44 168V167H43ZM39 169H41V167L39 168L38 167V171H39ZM47 168H44L43 170L45 171ZM49 169V168H48ZM42 170V171H43ZM52 171H53V169H51ZM1 171H2V173H1ZM12 171V170H11ZM19 171V170H18ZM26 171H28V170H26ZM30 171H31V169H30ZM29 171V174L31 175L32 173ZM37 171V170H36ZM52 171H49L50 172V174L52 173ZM21 172V171H20ZM48 172V173H49ZM16 173H17V171H16ZM27 173V172H26ZM35 173V172H34ZM38 173V172H37ZM43 173V172H42ZM45 173V172H44ZM48 173H46V174H48ZM54 173V172H53ZM64 173H66V172H64ZM14 174H15V172H14ZM18 174V173H17ZM41 174V173H40ZM49 174V175H50ZM63 174V173H62ZM11 175V174H10ZM9 175V176H10ZM21 174H19V175H17V176H20ZM26 175V174H25ZM24 175V176H25ZM34 174H32V176H33ZM37 176H38V174H36ZM42 175V174H41ZM49 175H47V176H49ZM65 176H61V174H60V176L59 177H61V178H58V179H56L54 182H58L57 183V185L59 184V185H61V181L63 180V183H64V181H65V179L64 178H66L67 176H68V174H64ZM15 176V175H14ZM27 176V175H26ZM29 176V175H28ZM31 176V177H32ZM45 176V175H44ZM44 176H43V178H40V181H41V179H43L44 180ZM46 176V177H47ZM50 176H52V174L50 175ZM207 176H208V178H207ZM214 175H213V173L211 172V170H210V167H208V168H206L205 169V173H204V175H203V177L202 178H206V183H207V189L210 191V192H212V193H214V191L216 190V189H219V192H220V189L221 188H216V187H214L216 184H215V179H214V177H213ZM253 175H251V177L248 179V180H246V181H248V182H246L245 181V184H241V186H235V187H238V191L236 190V192L234 191L233 192V189H234V187H233V189H231L230 191L229 190H227L226 189V191H228V192H231V195H232V192H233V194L234 193H237V197H236V195L234 194L233 196H230V193H228V194H226L225 193V197L224 196H221L219 193H218V195H220L221 196V198L218 196H216V198H220V199H223V198H226L225 200H224V203H223V200H220V199H215L214 197V199L216 200H214L213 198H212V195H211V199H210V201L211 200H213V202H210L209 204L212 206V208L210 207V206H208V208L209 209H211V210H209L208 209V211H207V214H206V212H205V214H204V216L202 217V218H206V216H212V218H213V220L211 221L210 220V216H209V219H208V225L210 226V228H214L213 226H216V224L218 223L217 221H220V217L221 216H223L224 218H226V219H228V218H230V217H233V216H239L240 217V215H241V217H242V215L243 214H245L246 216V219H245V217H244V219H245V221H249V220H247V218H248V216H251V215H253L254 216V214H251L252 212L250 211V210H253V211H257L256 212V214H258V216L256 217V216H251V222L252 221H254V222H256L255 220L257 219V220H260V221H262V223H263V225H264V216H261V214H260V208H261V205L262 204H264L263 202V199H264V183H263V179H264V167L261 169V171L256 175V176H253ZM22 177H23V174H22ZM21 177V178H22ZM34 177V176H33ZM32 177V178H33ZM40 177V176H39ZM45 177V178H46ZM7 177H5V179H6ZM17 178V177H16ZM21 178H20V180H21ZM27 178V177H26ZM38 178V177H37ZM51 178V177H50ZM211 178H213V181H211L212 179ZM3 179H4V177H3ZM9 179V178H8ZM7 179V180H8ZM12 179H13V177H12ZM19 179V178H18ZM28 179V178H27ZM27 179H26V181H27ZM36 179V178H35ZM34 178H33V180H35ZM52 179V178H51ZM62 179V180H61ZM209 179H211L210 181H211V184H210V182L208 181ZM13 180H15V177H14V179ZM20 180H18V182L20 181ZM32 180V179H31ZM48 180V179H47ZM255 180V181H254ZM261 181V183L260 184H258L259 186H254V182H257V181ZM16 181V180H15ZM25 181V180H24ZM30 181V180H29ZM27 182L26 184H21V186L25 189V188H27V187H29L30 188V190H31V188L34 186V189L36 188V189H38V188H41L42 186H47L46 187V189H48V186L49 185H47L48 184V182H50V183H52L53 182V180H48L47 182H43V184H34L33 182L34 181H32V183L33 184H29L30 182ZM35 181H37V179L35 180ZM38 181H39V179H38ZM39 181V182H40ZM201 181H203V180H201ZM205 181V180H204ZM13 182V181H12ZM17 182V183H18ZM21 182V181H20ZM23 182V181H22ZM38 182V183H39ZM42 182V181H41ZM209 182V183H208ZM214 182V184H212ZM36 183V182H35ZM241 183V182H240ZM6 184V183H5ZM8 184V183H7ZM14 184H15V182H14ZM19 184V183H18ZM204 184V183H203ZM9 185V184H8ZM54 185V184H53ZM165 186L164 185V183L163 184H161V186H160V188L161 187H163V186ZM206 185V184H205ZM211 185V186H210ZM1 186H2V188H1ZM18 187V189H19V185H17ZM31 186V187H30ZM64 186H66V184L64 185ZM21 187V188H22ZM67 187V186H66ZM209 187H211V188H213V190L212 189H209ZM252 187V188H251ZM254 187H255V189L256 190H258V188H260V190H258V191H254V193L256 194V197L258 196V194L260 195V196H258V198L256 199L255 198V195H253L254 193L252 192V195H253V198H255V201H254V199H252L251 197H252V195L250 194V193H248L249 192V190L250 191H252V190H254ZM258 187V188H257ZM22 188V189H23ZM29 188L27 189V191L29 190ZM63 188V187H62ZM165 188H168V186H167V184H166V186H165ZM45 189V190H46ZM215 189V190H214ZM252 189V190H251ZM12 190V191H11ZM41 190H43V189H41ZM162 190V189H161ZM163 190H164V188H163ZM162 190V191H163ZM224 190V189H223ZM223 190H221V192L220 193H222V194H224L222 191ZM8 191H11L12 193H9ZM22 191H24V190H22ZM26 191V192H27ZM25 192V191H24ZM23 192V193H24ZM16 193L18 194V193H21V191L19 190L18 192H17V190H16ZM23 193H21V194H23ZM249 194V195H251V196H249V195H247V194ZM15 194V193H14ZM239 194V195H238ZM3 195V196H2ZM24 196H26V194H23ZM22 195V196H23ZM27 195H30V193H28L27 192ZM227 195H228V197H227ZM16 196V195H15ZM19 196V195H18ZM8 197V196H7ZM11 197H13V194H12V196ZM17 197V196H16ZM16 197H13V199L11 198V203H12V201L13 200H15L14 198H16ZM223 197V198H222ZM233 199H232V198ZM260 197V198H259ZM10 198V197H9ZM20 198H22V197H20ZM24 198H26V197H24ZM1 199V198H0ZM253 201H251V200ZM10 200V199H9ZM219 200V201H218ZM22 201H23V199H22ZM21 201V202H22ZM218 201V202H217ZM251 201V202H250ZM257 201V202H256ZM5 202V203H4ZM14 202V201H13ZM18 202V201H17ZM215 202V203H214ZM221 202H222V204H221ZM257 204H256V203ZM211 203H213V204H211ZM221 205H220V204ZM15 204H17V203H15ZM219 204V205H218ZM249 204V205H248ZM252 204V205H251ZM256 205V206H254V209L252 208L253 207V205ZM259 204V205H258ZM11 205V204H10ZM10 205H8V206H10ZM217 205V206H216ZM258 205V206H257ZM213 206L215 207V208H213ZM246 206H248V209L246 208ZM251 206V207H250ZM260 206V207H259ZM14 206L12 205V208H13ZM259 209V211L256 209ZM2 208V207H1ZM0 208V209H1ZM4 208H7V206L6 207H4ZM22 208V207H21ZM20 208V209H21ZM3 209V208H2ZM19 209V208H18ZM23 209V208H22ZM1 211V210H0ZM13 211V210H12ZM18 211V210H17ZM3 212H5V211H3ZM10 211H6L3 215H0V219H4L5 218V215L6 214H8V215H11L10 217L12 218V219H15V220H17L18 218V216H19V214L17 215V214H13V213H9ZM15 212V211H14ZM20 212H21V210H20ZM19 212V213H20ZM212 212V213H211ZM242 212V213H241ZM1 213V212H0ZM208 213H209V215H208ZM239 213V214H238ZM248 213H250V215L248 214ZM212 214V215H211ZM237 214V215H236ZM17 215V216H16ZM24 215V214H23ZM26 216V215H25ZM24 216V217H25ZM28 216V215H27ZM214 216V217H213ZM14 217V218H13ZM21 217H23V216H21ZM35 217V216H34ZM223 217H221V218H223ZM26 218H28V217H26ZM204 218V219H205ZM243 218V217H242ZM250 218V217H249ZM255 219V220H253V219ZM263 218V219H262ZM20 219H22V218H20ZM216 219H217V221H216ZM7 220V219H6ZM26 220V219H25ZM24 220V221H25ZM35 220V219H34ZM222 220V219H221ZM5 221V220H4ZM9 221V220H8ZM14 221V220H13ZM23 221V220H22ZM214 221V222H213ZM260 221H257L258 223L257 224H259V222ZM12 222V221H11ZM16 222V221H15ZM27 222V221H26ZM1 223H2V221H1ZM0 223V224H1ZM18 223V222H17ZM17 223H13V225L14 224H17ZM247 223V222H246ZM5 224H8V222H6L5 221ZM255 224V223H254ZM3 225V224H2ZM20 225H22V223L20 224ZM18 226L19 228L21 227V226ZM202 225V224H201ZM213 225V226H212ZM247 225H249V222L247 223ZM247 225H245V228H247ZM251 225V224H250ZM250 225H249V227H250ZM262 225V224H261ZM4 227H5V225H3ZM212 226V227H211ZM1 227V226H0ZM7 227H9V225H7ZM12 227V226H11ZM14 227V226H13ZM36 226H34V228H35ZM248 227V228H249ZM17 228V227H16ZM6 229V228H5ZM5 229H2V230H5ZM1 230V231H2ZM10 229H7V231H9ZM7 231H3V232H7ZM3 232H1V233H3ZM196 235H198V234H196ZM2 238H0V245L1 246H4V248L6 249V250H8V248L10 247V246H8L6 243H3V244H1V242H5L6 241V239L4 240V237L3 236H1ZM2 239V240H1ZM246 241H248V240H245L244 242H245V245L244 246H247L248 244H249V242L248 243H246ZM251 242V241H250ZM262 242H264V233H261L260 235H259V238H257L256 239V242L254 241L253 243H255L254 245H255V247L253 248V246L251 247V245L250 244H252L253 245V243H250L249 244V246H250V249H248V250H251V248L253 249V250H251L250 252H252V251H254V254H253V252L250 254L248 251H247V247L246 248H243L242 250H241V257L243 258V260H241L242 261V263L241 264H259V262H260V260L261 259H264V254H262L261 253V248H262V246H264V245H262ZM176 243H178V242H176ZM176 243L174 242V243H169V245L168 246H166V247H168V248H170V245H171V248H172V246H175V247H177V245H176ZM172 244H174V245H172ZM180 242H179V246H180ZM247 244V245H246ZM0 246V247H1ZM36 245L34 244V249L36 248L35 247ZM249 246H248V248H249ZM4 248L2 247V249L3 250H1L0 249V264H4V261H6L5 259H7V258H4V256L1 254V251L3 252V251H6V250H4ZM3 253H5V252H3ZM8 253V252H7ZM165 255V254H164ZM167 255V254H166ZM166 255H165V257H162V256H160V259H158V260H162L163 258L164 259H166ZM20 256H23V255H20ZM2 257L4 258V259H2ZM18 257V259H20V261H18V260H16L15 262L16 263H18V264H23L25 261V259H23V257L22 258H20L19 256H17ZM25 257V256H24ZM28 257V255L25 257L26 259H28L27 258ZM32 257V256H31ZM30 257V258H31ZM162 258V259H161ZM167 258H168V255H167ZM21 259H23L22 261H24V262H22L21 261ZM32 259V258H31ZM34 259H35V257H34ZM163 259V260H164ZM4 260V261H3ZM30 260V259H29ZM33 260V259H32ZM18 261V262H17ZM36 261H38L37 259H36ZM36 261H34V262H36ZM6 262H8V260L6 261ZM12 262V261H11ZM10 262V263H11ZM13 262H14V260H13ZM26 262H28V261H26ZM24 263V264H27V263ZM32 262V261H31ZM244 262V263H243ZM16 263H14V264H16ZM6 264V263H5ZM8 264V263H7ZM13 264V263H12ZM29 264V263H28ZM33 264V263H32ZM35 264V263H34Z\"/></svg>",
    "mask_w": 264,
    "mask_h": 264
},
{
    "label": "snow or ice",
    "instance_id": "snow-or-ice-1",
    "mask_svg": "<svg viewBox=\"0 0 264 264\" xmlns=\"http://www.w3.org/2000/svg\"><path fill=\"white\" fill-rule=\"evenodd\" d=\"M73 35L76 37L75 44L78 49L87 47V36H80L77 33H73ZM241 72L258 75L264 79V44L260 45L258 48L250 50L247 62L244 67L241 68ZM194 120V111L190 106H186L184 114L173 116L170 120L166 121L167 131L171 134L170 139L172 141V148H181L182 141L195 133L196 129L194 127ZM150 139V136L146 138L149 142ZM165 162V158H161L160 166H164ZM167 163L171 164V160L168 159ZM260 214L261 216H264V204H262L260 208ZM262 245H264V242H262ZM261 253L264 254V246L261 248ZM259 264H264V259H261Z\"/></svg>",
    "mask_w": 264,
    "mask_h": 264
}]
</instances>
